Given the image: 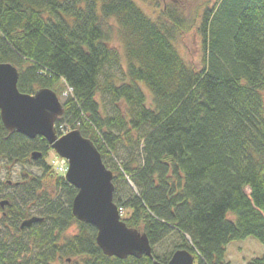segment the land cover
Masks as SVG:
<instances>
[{
	"label": "trees",
	"instance_id": "trees-1",
	"mask_svg": "<svg viewBox=\"0 0 264 264\" xmlns=\"http://www.w3.org/2000/svg\"><path fill=\"white\" fill-rule=\"evenodd\" d=\"M199 19L196 67L178 48L195 23L177 10L154 19L135 0H0V63L18 69L21 92L65 94L57 133L92 140L121 219L146 232L156 260L186 248L198 264H230V242L264 244V0H217ZM51 149L0 115V168L43 171L0 179V264H153L103 253L97 229L73 215L77 189L46 163Z\"/></svg>",
	"mask_w": 264,
	"mask_h": 264
},
{
	"label": "water",
	"instance_id": "water-1",
	"mask_svg": "<svg viewBox=\"0 0 264 264\" xmlns=\"http://www.w3.org/2000/svg\"><path fill=\"white\" fill-rule=\"evenodd\" d=\"M19 72L11 63H0V115L4 127L30 139L44 137L51 148L68 163L64 175L67 183L77 189L72 212L77 220L97 229L96 241L108 257L126 259L130 256H148L153 264H196L195 257L186 248L177 249L167 263L154 258L146 232L128 226L121 219V210L114 202L113 171L109 169L95 144L80 130L73 129L59 135L56 120L64 106L58 94L43 87L35 93L21 92L18 88ZM41 156L34 151L32 157ZM8 201H2L3 206ZM43 218L34 216L21 227H29Z\"/></svg>",
	"mask_w": 264,
	"mask_h": 264
},
{
	"label": "rangeland",
	"instance_id": "rangeland-1",
	"mask_svg": "<svg viewBox=\"0 0 264 264\" xmlns=\"http://www.w3.org/2000/svg\"><path fill=\"white\" fill-rule=\"evenodd\" d=\"M136 3L152 18L156 19L159 17L161 12L164 9L170 8L177 10L185 17L192 20L195 24L191 31L187 32L182 36L181 40L178 43V48L183 55V57L194 64L196 67L201 66L202 61V48L200 35L198 32L199 26V15L204 10V7L208 5H213L217 0H135ZM115 44L121 43L119 38H114ZM121 48V47H120ZM63 94L60 97L63 102ZM66 129V128H65ZM46 163L49 164L53 170L60 175H65L64 168L66 169V161L60 157L53 149H51L46 155ZM1 164V163H0ZM25 168L26 172H32L40 176L42 170L35 166H26L22 167L17 165L12 173L8 174L7 171L3 168H0V179L1 180H11L14 182L21 181L23 179L21 175V169ZM128 211L122 209V217L128 215ZM2 211H0V216ZM79 227L76 224L71 225L63 234V237H69L77 233ZM173 238H177L173 235ZM175 242L172 238H165L163 244L156 247L157 251L163 254L171 250L173 243ZM264 253V244L255 237H248L242 240H236L230 242L225 251V261L230 264H248L253 258L262 256ZM59 264H74L72 260H69L68 263ZM196 264L198 262L196 261Z\"/></svg>",
	"mask_w": 264,
	"mask_h": 264
},
{
	"label": "bare ground",
	"instance_id": "bare-ground-1",
	"mask_svg": "<svg viewBox=\"0 0 264 264\" xmlns=\"http://www.w3.org/2000/svg\"><path fill=\"white\" fill-rule=\"evenodd\" d=\"M60 98V97H59ZM61 100V99H60ZM62 102V101H61ZM56 123V122H55ZM67 132H69V131H66V132H64L63 134H65V133H67ZM63 134H61V135H63Z\"/></svg>",
	"mask_w": 264,
	"mask_h": 264
},
{
	"label": "built area",
	"instance_id": "built-area-1",
	"mask_svg": "<svg viewBox=\"0 0 264 264\" xmlns=\"http://www.w3.org/2000/svg\"><path fill=\"white\" fill-rule=\"evenodd\" d=\"M66 169L64 168V171H65Z\"/></svg>",
	"mask_w": 264,
	"mask_h": 264
},
{
	"label": "flooded vegetation",
	"instance_id": "flooded-vegetation-1",
	"mask_svg": "<svg viewBox=\"0 0 264 264\" xmlns=\"http://www.w3.org/2000/svg\"><path fill=\"white\" fill-rule=\"evenodd\" d=\"M1 203H2V201H1ZM2 206V205H1ZM4 206V205H3Z\"/></svg>",
	"mask_w": 264,
	"mask_h": 264
}]
</instances>
